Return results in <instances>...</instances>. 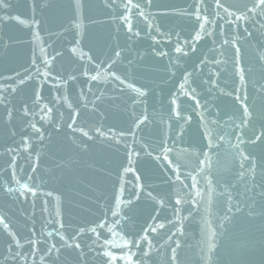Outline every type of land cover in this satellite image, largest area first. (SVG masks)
Instances as JSON below:
<instances>
[{
  "label": "water",
  "instance_id": "1",
  "mask_svg": "<svg viewBox=\"0 0 264 264\" xmlns=\"http://www.w3.org/2000/svg\"><path fill=\"white\" fill-rule=\"evenodd\" d=\"M254 2L134 0L140 15L125 11L127 0H81L79 10L75 0H8L0 10V264H105V251L121 258L114 264H264V214L242 184L237 196L241 157L229 135L245 104V139L264 130V16ZM196 7L216 23L202 28ZM33 55L51 76L35 75ZM207 131L223 139L204 146ZM240 149L264 163V144ZM249 176L259 182L264 169ZM52 245L59 251L49 253Z\"/></svg>",
  "mask_w": 264,
  "mask_h": 264
},
{
  "label": "snow or ice",
  "instance_id": "2",
  "mask_svg": "<svg viewBox=\"0 0 264 264\" xmlns=\"http://www.w3.org/2000/svg\"><path fill=\"white\" fill-rule=\"evenodd\" d=\"M148 2L150 3V0H148ZM201 3H203V0H200ZM75 3L77 5V10H79V8L82 6L81 5V0H75ZM217 3L219 4V0H217ZM9 3L8 0H0V10H3L7 7H9ZM34 7V6H33ZM253 8L254 9H259L260 11L256 13V16H264V0H256V2L253 3ZM133 9L136 10V12L140 15H143V12L140 10V5L138 3H134V0H127V3L125 4V11L126 12H130ZM227 11V10H225ZM201 12L202 9L200 7H196L195 9V16L196 19L198 21H202L201 27L204 28L205 25H211L213 23H216V20L213 19H209L208 16H201ZM216 15H219V13H216ZM228 15H233L235 16V20L233 22L236 21H240V20H244V19H248L251 20L252 18L247 16V14H241L239 16H236L234 13H228ZM9 20H16L18 23L24 24L25 20L21 17H13V16H8L6 17ZM221 19H224L225 23H229V21L225 18V17H220ZM0 19H4V17H0ZM123 21L125 24L129 23L128 17L124 16L122 17ZM33 23L34 24H38L39 22L35 20L34 16H33ZM262 27H264V23L261 24ZM29 27H31V25H29ZM129 32L132 31L131 27H129L128 29ZM136 35H138V33H135ZM205 34H209L206 32L205 30ZM35 36H38L39 33H34ZM197 38H200V33H197ZM177 51L180 52L181 49L177 48ZM57 55H59V53H57ZM117 55H119V53H117ZM30 67H35L36 68V73L35 75L37 77H45V76H51V69L48 67V61L44 60L42 58H38L35 55H33L32 59H31V64ZM43 67L45 68V72H41L40 68ZM111 67V65L109 66ZM25 72L28 73V69H25ZM113 77L115 79H120L118 76H115V74H112ZM17 76H19V73H17ZM28 78L32 79V75L30 73H28ZM92 80H97L98 76H92L91 77ZM244 77L243 75H241V80H243ZM24 81L21 80V83H23ZM123 82V81H122ZM139 92V90H137ZM192 93L195 92V89H191ZM141 95H143V93H141ZM237 99H246V97H237ZM4 99H0V104H4ZM41 111H51L50 109H41ZM9 116H11V113L9 112ZM251 121V113L248 111L247 105L245 104L243 106L242 112H241V118H240V123L238 125L235 126V129L233 130V133H230L229 135H235V138L238 140V143L236 145L237 149L240 150V157H241V162L239 163L238 166V170L236 172V177L238 179V185L236 186V191H237V196L240 195L239 192V185L242 184L244 186V195L246 198V201H252V204L255 205L258 203L262 214H264V177L260 178V181L258 182L255 176H249V172H255V169L257 167H260L262 169H264V163L262 164H256L253 157H252V153H248L247 155L244 154V149H240V145L241 144H255L257 142L264 144V130H261L258 134L254 131L252 136L247 137V140L245 139V135L246 132L245 130L248 128L249 123ZM143 121H140L139 119H137V126L139 123H142ZM217 124H219V122H216ZM32 127L34 128L35 125H32ZM71 127V125H70ZM262 129H264V126H262ZM236 133H240L239 135H236ZM85 135H87V133H85ZM123 135V134H121ZM113 138H115V134H113ZM202 139L206 140L207 143L204 146H211V142L212 141H218V140H222L223 137L222 136H218V135H214L212 131H207L206 133H202ZM161 147L163 148V141L161 142ZM203 155V152L201 153ZM158 160H167V157L164 155H158L157 156ZM14 163V161H13ZM129 165L131 166L132 164V160L131 157H129L128 160ZM169 163H171V161H169ZM163 167H165L166 169L168 168V165H162ZM130 168L125 169V171H129ZM169 171H172L173 174H175V170L173 169H168ZM177 179H179V177H177ZM193 180H195L194 177H192ZM199 181H195V183L188 185L189 188H194L196 186V184ZM17 183H19V181H17ZM25 188H27V185H25ZM259 188L260 191L256 192L255 190ZM28 191L31 192L32 189L28 188ZM249 192H253L255 195H258L260 197L259 202H257L254 197H249L247 194ZM177 204H180L181 201L177 200L176 201ZM234 207L236 208V211H242V208L240 207L239 204L234 205ZM252 210H255L254 208ZM113 215L115 216L116 213H113ZM3 221V218L0 217V222ZM106 226L105 223H100L97 225V228H104ZM4 227L7 228V224H4ZM61 227H63V225H61ZM161 227H163V225H161ZM153 231H155V228L152 229ZM92 232H96V228L91 229ZM111 231V229H110ZM99 239V236L97 237ZM146 236H145V240H146ZM13 239H14V235H13ZM63 239V237H62ZM29 244H34L36 243L35 241H28ZM109 242L107 240H105V244H108ZM129 244H131L132 247H137L138 245L136 244L135 241H125L124 247H127ZM16 245L18 247H22V245H20V242L17 240L16 241ZM69 247H73V248H79L80 245L79 244H75V245H67ZM101 247H104L103 245H101ZM123 250V249H122ZM47 251L49 253H52L53 251H59V249H57L56 245H52L49 249H47ZM17 255H23L22 253H18ZM104 257H106L107 259L105 260V264H114V262H116L118 259H121L120 257H117L115 254H113L111 251H105L103 253ZM129 264H131V262H129Z\"/></svg>",
  "mask_w": 264,
  "mask_h": 264
}]
</instances>
